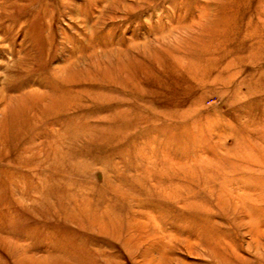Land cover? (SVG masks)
I'll use <instances>...</instances> for the list:
<instances>
[{
  "label": "rangeland",
  "instance_id": "1",
  "mask_svg": "<svg viewBox=\"0 0 264 264\" xmlns=\"http://www.w3.org/2000/svg\"><path fill=\"white\" fill-rule=\"evenodd\" d=\"M0 264H264V0H0Z\"/></svg>",
  "mask_w": 264,
  "mask_h": 264
}]
</instances>
